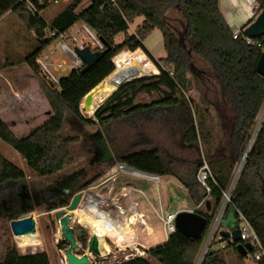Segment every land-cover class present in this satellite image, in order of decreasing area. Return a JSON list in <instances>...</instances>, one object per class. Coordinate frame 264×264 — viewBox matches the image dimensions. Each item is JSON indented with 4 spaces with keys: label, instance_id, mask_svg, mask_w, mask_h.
Returning <instances> with one entry per match:
<instances>
[{
    "label": "trees",
    "instance_id": "1",
    "mask_svg": "<svg viewBox=\"0 0 264 264\" xmlns=\"http://www.w3.org/2000/svg\"><path fill=\"white\" fill-rule=\"evenodd\" d=\"M219 1L116 0L115 8L104 0H73L70 6L48 22L32 16L18 0H0V19L7 13H15L23 26L30 33H35L41 42V47L28 57L27 63L37 75L49 103V119L30 135L19 139L0 118V139L17 151L27 167L40 178L55 176L73 163L72 145L80 140L79 137L62 135L66 117L70 114L75 121L95 125V122L86 120L80 109L81 102L116 70V66L123 59L115 66L114 58L124 50L135 52L143 49L156 61L145 49L143 42L155 29L163 34L167 58L158 62L164 64L168 70L160 63L157 64L160 69L159 76L126 85L99 109L95 118L105 131H98L92 137L96 157L101 163L113 159L111 153L108 155L103 152V133L108 138L111 137L110 125L115 121L137 117L167 125L171 132L182 133L181 140L184 145L196 148L204 144V159L213 174V180L209 182L210 194L197 179L204 163L201 156L192 161L194 167L185 176H180L178 164L165 159L158 148L119 155L117 162L120 164L104 179L114 176L118 168L151 179L154 176L173 177L186 189L195 207L203 202L210 203L211 210L208 212L207 208L198 209L208 220L207 227L199 238L191 239L176 232L165 243L147 250L148 257L137 256L118 264H154L153 261L158 264H197L198 260L200 264L208 231L223 203L224 193L231 186L236 166L258 129V120L264 109V77L258 73L257 64L263 52L260 47L248 45L242 35L234 39V31L221 12ZM254 1L261 10L264 9V0ZM140 17L144 18L143 24L130 36V25ZM78 22L90 25L111 46V51L87 73L73 70L69 76L61 79L60 88H56L40 76L36 59L51 43V40L44 39L49 28L66 31ZM121 34H125V40L120 46H115V39ZM259 41L262 42L263 39ZM139 54L146 59L143 53ZM195 54L206 61V68L195 64ZM146 61L149 69L157 71L152 63L147 59ZM7 65L8 63L5 64ZM212 82L219 89L231 112V116H228L232 121L229 146L225 148V152L219 145L220 150L213 153L218 142L211 105H192L187 96L194 91L195 84L206 88ZM206 92L209 97H214L217 91H209L207 88ZM109 140L114 145V141L111 138ZM100 177L101 175L77 190L74 189L72 194L60 202L49 203L46 206L47 212L69 206L77 193ZM25 180L26 173L0 154V194L8 189L4 203H0V209L6 208L10 211L7 217L10 222L34 211L26 187L15 190L16 185ZM230 199L225 215L231 213L235 219V227L231 230L237 228L239 216L242 214L250 222L264 247V120L259 131L257 130ZM78 242L86 247V231L83 230ZM231 247L238 254L236 245L228 241L227 249ZM224 251L208 250L201 264H226L222 257ZM3 259L0 264H50L44 253L23 256L15 247H9Z\"/></svg>",
    "mask_w": 264,
    "mask_h": 264
},
{
    "label": "rangeland",
    "instance_id": "2",
    "mask_svg": "<svg viewBox=\"0 0 264 264\" xmlns=\"http://www.w3.org/2000/svg\"><path fill=\"white\" fill-rule=\"evenodd\" d=\"M72 2L73 0L62 1L57 6L48 9L44 14V18L48 22L53 20L59 13L70 6ZM238 5H240L242 10H245L252 16L247 0H239ZM143 22L144 18H137L134 23L130 25L128 31L129 35L133 36ZM124 40L125 34L117 36L115 39V46H120ZM143 45L156 60L153 61L145 50H137L143 53L146 59L157 69L155 72L150 69L153 71H151L150 77L159 76L160 69L158 65L160 62L158 61L167 58L162 32L159 29L152 31L144 40ZM40 47L41 42L39 38L35 33H30L23 26L15 13L11 12L5 19L0 21V71H2L0 72V114L19 139L27 137L32 131L44 124L49 119L51 112L49 103L37 79V75H35L27 63L28 57ZM44 49L52 50V46H47ZM137 51L130 52L124 50L120 52L114 60L117 58H119V60L123 59L118 65V62L115 63V66L117 65L116 69L134 54L139 56L142 62L149 68L146 59ZM54 57L63 59L67 64L64 71L54 72L57 77L64 78L69 76L73 70L70 58L61 53H56ZM194 58L197 66L201 68H206V66H208L201 56L195 54ZM6 63H8L7 66H5ZM160 65L165 70H168L164 64L160 63ZM192 72H194V70ZM214 86L213 82L211 84L209 83L206 88H201L195 84L194 91L187 94L192 105H195V103L206 107L209 104L211 105V112L216 122L214 132L218 142L213 153L216 152V150H220L218 149L219 145L222 146L221 148L224 152L229 146L230 125L232 123L230 120L231 117H228L231 116L230 107L222 99L219 89ZM207 88L209 91H217L218 93L215 92L214 97H209L206 92ZM192 114L194 116L193 110ZM83 115L86 120L95 122V125L82 124L75 121L72 115H67L62 135L64 137H79L80 141L72 145L73 163L63 172L55 176L45 178L36 176L27 167L21 155L0 139V154L26 173V180L18 183L15 190L17 191L22 186H25L27 189L32 200L31 208L34 210L29 214L35 220L37 239L39 241L38 243H35L33 240L26 241L19 246L12 233L11 222L7 219L10 215V211L6 208L0 209V263L4 261L3 258L6 255L7 249L9 247H15L18 253L23 256L44 253L48 256L50 264H67L64 258V250L67 245L61 241L60 231L54 217L55 211L47 212L46 206L51 202H60L64 197L72 194L74 189L77 190L86 182L99 175H101V177L97 181L79 192L82 194L81 205L73 211L72 221V225L77 232L80 230L86 231L88 243L91 228L85 227L82 219L88 216L86 213L89 214V212H91V216L89 215L91 218L90 220H94L93 222L95 223L96 230L99 229L97 232L99 234L101 233L103 241L110 250V253L104 258H93L94 264H118L122 261H126V255L134 249L146 252L145 249L137 246L138 243L143 245L145 243L149 248L164 243V241L167 240L166 233L156 213L160 210V204H162L164 211L170 213L195 208V205L190 201L186 189L176 178H163L161 184L157 186L154 180L144 179V176L141 178V175H139L140 178L137 177V179H135L128 174L125 176L129 179L133 178L136 186L142 187L145 192L141 194L137 190H134L130 195L131 200L138 204V212L144 215L139 216L130 209L129 202L125 203V200L129 199V195H126L127 197L124 195L127 194V191L124 192L123 189L118 190L117 187L116 189H110L111 185L117 182L121 175H115L108 180L104 178L113 168L120 164L117 162V157L119 155L152 148H158L165 159L175 161V163L178 164V173L180 176H185V174L194 167L192 162L194 159L196 160L200 156L202 159L206 157L204 144H200L199 147L196 148H191L184 145L182 142V133L171 132L167 125L160 122L157 123L155 121H146L141 118L132 117L113 122L109 130L111 137L108 138L106 134L103 133L105 141L103 142V152L106 154L111 153L113 159L109 162L101 163L96 157V149L92 142V137L97 134L98 131L104 132L105 128L99 126L94 114L83 112ZM110 138L114 141V145L111 144ZM246 150L247 148L245 152ZM241 160L236 168L240 165ZM204 162H206L205 159ZM127 186L130 185L126 184V187ZM157 187H159V192ZM6 192H8V189H5L4 192L0 194V203H4L7 197ZM121 208L125 211L124 215L120 214L122 213L120 212ZM202 208L204 209L205 207L203 206ZM92 210L102 215L101 219H103L104 222L106 221L105 223H107V225L102 224L100 222L102 220H99V216ZM216 217L208 231L203 250L206 247L207 239L215 224ZM124 218H126L125 222ZM227 221L235 223L231 213H227L221 219L219 223L220 232L229 231L230 228ZM111 222L115 224L113 226L114 228H112ZM122 223H125L123 232L112 236L115 227ZM147 225H151L152 233L150 236L147 235L148 231L143 233L144 231L142 230ZM141 226H143V228H141ZM80 244L82 245V249L77 252V254L81 256L87 251V245L84 247L82 242H80ZM211 249L214 251L220 250L217 245H214ZM144 257H148L147 253ZM222 257L226 264H258L255 262L252 252H249L247 257L241 258L232 247L225 250ZM153 263L158 264L156 261H153Z\"/></svg>",
    "mask_w": 264,
    "mask_h": 264
},
{
    "label": "built area",
    "instance_id": "3",
    "mask_svg": "<svg viewBox=\"0 0 264 264\" xmlns=\"http://www.w3.org/2000/svg\"><path fill=\"white\" fill-rule=\"evenodd\" d=\"M62 1L69 0H18V2L22 4L24 8L32 14V16L40 17L43 19H45L44 14L48 9L57 6ZM104 1L107 4L117 8L116 0ZM249 2L251 4L253 16L254 18H257V16L264 9L261 10L259 4L256 3V1L254 0H249ZM244 30L245 28L233 29L234 39H238L242 35L248 45L260 47L262 49V52L264 53V37L261 38L263 39L262 42L259 41L260 39L251 40L244 36ZM44 39L51 40V43L48 46H52V50H42L36 59V66L40 76L56 88H60L62 78L57 77L54 72L64 71L67 66L66 62L63 59L54 57L56 53L67 55L71 60L73 70L81 71L85 67V63L77 53V50H84L86 48H89L92 53H101L106 50V45L102 41V38L99 37V35L90 25L83 22H78L74 24L66 31L53 30L52 28H49L46 31ZM244 164L241 166L239 165L236 168L235 173L238 172V177L243 170ZM197 179L203 189L208 194H210L211 188L209 186V182L213 180V174L209 165L206 162L203 163V166L198 173ZM149 180H154L157 186L158 184H160V180L156 176H154L153 179ZM236 181L233 183V185L231 183V186L229 187L228 191L224 193L223 203L218 211L215 224L213 225L210 235L207 239V250L211 249L214 245L219 246L220 250H226L228 248L229 240L222 236L219 230V223L224 217L228 204L231 201L230 198L236 185ZM133 190H137L141 194L145 193L144 190L141 188H135ZM157 190L159 192V187H157ZM204 205L205 203L203 202L199 207H197V209L202 208ZM130 209L133 210L136 215L144 216L138 212V204L136 202H131ZM120 212L125 214V211H123L122 208ZM179 212L180 211L171 213L166 212L164 211L162 204H160V210L156 212L159 221L163 224L167 239L177 232L175 227V219ZM237 229H239L240 231L241 243L244 245H251V252L254 255L255 262H257L258 264H264V247L261 243V240L254 231L250 222L242 214H240L239 216ZM137 246L141 247L142 249H145L146 252L147 250H149L143 244L138 243ZM146 252L134 249L129 254H127L125 258L129 260L139 255L140 257H144Z\"/></svg>",
    "mask_w": 264,
    "mask_h": 264
},
{
    "label": "water",
    "instance_id": "4",
    "mask_svg": "<svg viewBox=\"0 0 264 264\" xmlns=\"http://www.w3.org/2000/svg\"><path fill=\"white\" fill-rule=\"evenodd\" d=\"M244 36L251 40H258L264 37V10L255 18L244 30ZM106 45V50L101 53H92L89 48L84 50H77V53L85 63V67L81 70L82 74L87 73L93 67H95L103 57L107 56L111 51V46L102 39ZM258 73L264 77V53L262 54L258 64ZM151 77L139 78L137 80L128 82L116 90L97 110H94V104L99 96L100 92L105 88V80L94 88L81 102L80 109L87 114H94L99 111L117 92H119L126 85L143 80ZM264 114V109L261 117ZM260 117V119H261ZM260 120L258 121L257 127ZM256 127V128H257ZM249 155V152L244 153L240 166L243 165ZM238 178V172L235 173L232 185ZM82 200V194H76L70 205L67 208H61L54 212V217L57 221V226L60 231L61 241L67 245L64 250V258L67 264H94L93 258H104L110 253L107 245L103 239L97 234L93 229L90 231V238L87 243V251L83 255H78L82 249V245L78 242V238L83 235V230L77 232V230L72 225L73 221V211L76 210ZM210 203L207 204V211L210 212ZM33 222L30 220V214H25L21 216L19 220L11 222L12 233L15 235H21L22 232H27V230L32 227ZM208 224V220L202 216L198 209L194 211H180L175 219V227L177 232L182 235L191 238H199L205 231ZM222 236L229 240L231 243L236 245L238 255L241 258L248 256L251 252L252 247L250 244L241 243V235L239 229L235 228L231 231H222Z\"/></svg>",
    "mask_w": 264,
    "mask_h": 264
},
{
    "label": "bare ground",
    "instance_id": "5",
    "mask_svg": "<svg viewBox=\"0 0 264 264\" xmlns=\"http://www.w3.org/2000/svg\"><path fill=\"white\" fill-rule=\"evenodd\" d=\"M118 61H119V58L115 59L114 64ZM151 73H152L151 70L142 62V60L139 58V56H136V54H134L127 61H125L124 64H122L119 68H117L109 77L106 78L105 88L100 92L99 96L97 97V100L93 106L94 110H97L116 90H118L124 84L131 82V81H134V80H137L139 78L150 77ZM263 118H264V116H262L260 119L259 125L257 127L258 131H259V128L263 122ZM257 130L255 131V135H254L253 139L251 140L249 146H247L248 147L247 152L251 151V146H252L254 138L257 134ZM144 178L151 179L148 177H144ZM93 212H95V211H93ZM95 214H97L99 216V220H102V221H100L102 224L107 225V223H104V220L101 219V215H99L97 213V211L95 212ZM86 215H88V216L84 217V219H82V221L84 223L83 225H85V227L91 228L97 232V230H99V229L96 230L95 223L93 222L94 220H90L91 218L89 217V215L91 216V212H89V214L86 213ZM30 220L33 222L32 227H30V229L27 230V232H22L21 235H15V239H16L19 246L23 242H26V241H32L33 240L35 243L39 242L37 239L36 223H35L34 218L31 215H30ZM101 223H100V225H101ZM112 228H114V227L112 226ZM99 236L101 237V233L99 234ZM203 251H204V253L201 257V262L204 258V255H206L207 247H205ZM201 262H200V264H201Z\"/></svg>",
    "mask_w": 264,
    "mask_h": 264
},
{
    "label": "crops",
    "instance_id": "6",
    "mask_svg": "<svg viewBox=\"0 0 264 264\" xmlns=\"http://www.w3.org/2000/svg\"><path fill=\"white\" fill-rule=\"evenodd\" d=\"M238 2L239 0H220L219 1V7H220V10L223 14V16L225 17V19L227 20L228 24L230 25V27L232 29H236V28H243V27H246L248 26V24H250V21L252 22L255 18L253 16V13H252V8H251V4L249 2V0H247V3L249 4V7H250V11H251V15H249L248 12H246L245 10H242L240 5H238ZM10 13H7L3 18L0 19V21H2L3 19H5ZM2 72V71H0ZM0 118L4 121L3 117L1 116L0 114ZM131 175L132 177H134L135 179H137V177H139V175H136V174H133V173H128V172H124L122 171L120 168L117 169V172L115 175H121L119 177V180L117 182H115L114 184L111 185V188L110 189H123L124 192L127 191V194H124L125 196L126 195H129V199L128 200H125V203H130L131 205V192H133L135 188L139 189H143L142 187H137L136 186V183L133 181V178L132 179H129L127 176L125 175ZM114 175V176H115ZM113 177V176H112ZM111 177V178H112ZM110 178V179H111ZM140 178V177H139ZM143 178V177H141ZM159 180H160V184L163 180V178H172V177H158ZM145 179V178H144ZM143 181V180H142ZM144 183H147V182H144ZM126 184L130 185V186H127L126 187ZM119 196V195H118ZM127 197V196H126ZM207 204L208 203H205L204 207L207 208ZM197 207H195L194 209H189L187 211H194L196 210ZM119 213V212H118ZM140 213V212H139ZM122 215H124L123 213H120ZM102 216V215H101ZM233 216V215H232ZM234 218V217H233ZM126 218H124V222H125ZM235 220V219H234ZM105 223V222H104ZM227 223L229 224V231H231V229L233 227H235V223H231V222H228ZM112 224V222H111ZM124 224L125 223H122L120 225H117L115 227V231L112 232V236H114L115 234H118V233H122L123 232V229H124ZM115 224H112V226H114ZM141 228H143V226H141ZM92 230V229H91ZM145 233L146 231L147 232V235L150 236L151 233H152V230H151V225H147L146 227H144L142 229ZM224 230V229H222ZM228 230V229H227ZM95 231V230H94ZM96 232V231H95ZM97 233V232H96ZM98 234V233H97ZM168 240V239H167ZM165 240L164 243L167 241ZM143 242V241H142ZM163 244V243H162ZM144 246L147 248V249H150L148 246H146V244L144 243Z\"/></svg>",
    "mask_w": 264,
    "mask_h": 264
}]
</instances>
